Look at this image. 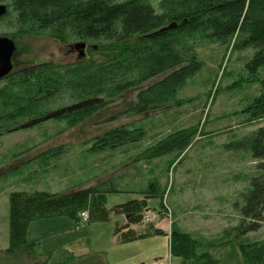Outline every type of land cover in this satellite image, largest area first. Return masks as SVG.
Segmentation results:
<instances>
[{"label": "trees", "instance_id": "16d2710c", "mask_svg": "<svg viewBox=\"0 0 264 264\" xmlns=\"http://www.w3.org/2000/svg\"><path fill=\"white\" fill-rule=\"evenodd\" d=\"M7 6L4 20L13 14L17 26L8 35L46 32L62 43H90L88 56L66 63L21 62L19 49L12 56V70L0 79V136L16 129H28L49 119L64 120L73 127L113 102L131 87L164 74L140 89L135 103L124 114L138 115L157 111L175 99L187 79L204 66L197 47L202 42L224 45L227 50L251 49L245 61L254 78L264 67V0H159L156 12L148 0H0ZM251 78V81L254 79ZM260 93L243 108L248 120L264 118V83ZM111 116L109 119H114ZM196 127L176 130L144 148L143 159L175 152L177 159L190 144ZM143 125L122 124L90 139L89 151L139 142ZM245 149L254 159H264V126L231 143ZM59 145L40 154L42 161L59 156ZM168 165V166H169ZM251 177L249 188L234 202L241 214L239 223L224 230L226 241L219 247L235 244L244 264H264V243L249 242L247 233L257 230L264 211V163ZM113 182H101L65 192L15 190L8 195V245L3 250L12 257L35 255L37 242L28 239L32 222L66 217L80 221L86 211L87 222H105L110 213L124 217L114 226L120 243H128L165 233L153 225L138 231L148 200L162 199L165 187L157 180L138 190L139 197L107 207L109 194L124 193ZM174 223L168 233L169 253L179 264H223L215 255L211 240L199 239ZM137 264H144L139 262Z\"/></svg>", "mask_w": 264, "mask_h": 264}, {"label": "rangeland", "instance_id": "374dc122", "mask_svg": "<svg viewBox=\"0 0 264 264\" xmlns=\"http://www.w3.org/2000/svg\"><path fill=\"white\" fill-rule=\"evenodd\" d=\"M148 1L160 12L159 0ZM12 20L13 14L0 20V35L16 31ZM12 40L19 49V61L30 63L72 62L88 56L90 44H62L46 32L22 33ZM197 50L204 66L178 88L175 99L157 111L123 113L135 103L140 89L164 74L120 93L113 102L73 127L66 126L64 120L49 119L0 136V264H118L121 258L126 259L123 264L139 259L151 264L157 263L155 254L162 256L158 264H179V258L168 254L166 235L174 223L196 238L215 243L213 252L223 264H244L235 244L232 248L219 247V242L227 240L225 229L239 223L241 214L234 202L240 200L251 177L260 171L259 164L264 163V159H254L245 149L231 146L264 126V118L250 121L241 112L260 93L264 67L254 78L248 74L245 61L252 55L251 49L231 52L224 45L204 41ZM111 116L116 117L109 119ZM129 123L145 128L139 142L89 151L91 138ZM187 127H196L197 131L171 165L175 152L152 159L139 156L144 148ZM59 145L64 149L59 156L39 159L40 154ZM109 180L125 192L109 194L107 207L139 197L136 192L149 181L157 180L165 187L163 198L148 200L142 222L132 225L142 231L151 224L165 234L119 245L114 226L124 224L120 214L111 212L105 222H74L60 216L31 223L28 239L37 242L35 255L12 257L3 252L8 245L11 191L65 192ZM245 239L264 243V211L260 227L247 233Z\"/></svg>", "mask_w": 264, "mask_h": 264}, {"label": "water", "instance_id": "95a60500", "mask_svg": "<svg viewBox=\"0 0 264 264\" xmlns=\"http://www.w3.org/2000/svg\"><path fill=\"white\" fill-rule=\"evenodd\" d=\"M7 11L5 3H0V17H2ZM83 45L84 43H79ZM16 50L14 41L6 36L0 35V79L6 76L13 68L12 56ZM82 55L83 52L81 51Z\"/></svg>", "mask_w": 264, "mask_h": 264}, {"label": "crops", "instance_id": "0c3cea01", "mask_svg": "<svg viewBox=\"0 0 264 264\" xmlns=\"http://www.w3.org/2000/svg\"><path fill=\"white\" fill-rule=\"evenodd\" d=\"M30 227H31V225H30ZM29 227V228H30ZM28 233H29V231H28ZM167 236V241H168V235H166ZM146 239H148V238H145V240ZM137 241V240H136ZM133 242V241H132ZM129 243H131V242H128V243H120L119 242V245H123V244H129ZM168 254L170 255V253H169V246H168ZM171 256V255H170ZM172 257V256H171ZM173 258H176V257H173ZM153 259H154V261H156L157 263H151V264H158L159 263V261L162 259V256L161 255H157V254H155L154 256H153ZM124 262H126V259H123V258H121L120 259V263H118V264H123ZM139 262H143L144 264H148L146 261H144V260H135V261H133V262H131L130 264H137V263H139ZM108 264H110L109 262H108Z\"/></svg>", "mask_w": 264, "mask_h": 264}, {"label": "built area", "instance_id": "2783aa9c", "mask_svg": "<svg viewBox=\"0 0 264 264\" xmlns=\"http://www.w3.org/2000/svg\"><path fill=\"white\" fill-rule=\"evenodd\" d=\"M79 216L81 217L82 220L86 221L88 218V214L86 211L80 212Z\"/></svg>", "mask_w": 264, "mask_h": 264}, {"label": "flooded vegetation", "instance_id": "af4514ba", "mask_svg": "<svg viewBox=\"0 0 264 264\" xmlns=\"http://www.w3.org/2000/svg\"><path fill=\"white\" fill-rule=\"evenodd\" d=\"M13 65V64H12Z\"/></svg>", "mask_w": 264, "mask_h": 264}]
</instances>
